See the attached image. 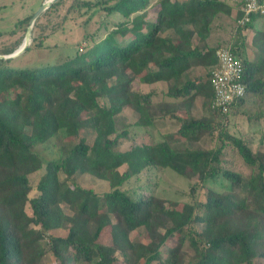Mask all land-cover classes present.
Returning a JSON list of instances; mask_svg holds the SVG:
<instances>
[{"label":"trees","instance_id":"1","mask_svg":"<svg viewBox=\"0 0 264 264\" xmlns=\"http://www.w3.org/2000/svg\"><path fill=\"white\" fill-rule=\"evenodd\" d=\"M245 1L234 35L243 40V28L254 27L258 50L249 59L239 42L226 46L242 61L246 85L227 111L213 105L210 73L223 47L215 21L230 12L228 0H99L95 7L123 18L103 37L86 32L87 44L62 62L14 68L10 58H0V81L12 91L0 98V264H45L49 254L55 264H120V257L127 264H264V149L254 150L224 127L249 96H264V28L255 27L264 14L253 12L242 24ZM196 68L208 71L198 75ZM136 78L167 87L158 98L155 89L134 91ZM198 99L201 116L192 112ZM128 104L137 108L139 126L175 121L177 138L163 133L139 143L120 117ZM83 130L94 132L92 141L62 144L51 159L34 150L60 133L77 138ZM205 137L217 142L205 146ZM228 145L248 173L224 162ZM167 168L180 175L198 171L180 208L124 186ZM37 171L30 195V175ZM85 175L107 182L108 189L84 185ZM107 227L106 243L100 237ZM138 229L147 241L131 239Z\"/></svg>","mask_w":264,"mask_h":264},{"label":"rangeland","instance_id":"2","mask_svg":"<svg viewBox=\"0 0 264 264\" xmlns=\"http://www.w3.org/2000/svg\"><path fill=\"white\" fill-rule=\"evenodd\" d=\"M45 0H0V54L12 50L15 51L23 45L27 30L30 26L29 20L35 12L41 7ZM99 0H56L52 2L31 24V38L29 45L20 54L10 58V65L14 68L44 67L62 62L68 55H72L82 46L87 44L84 36L86 32L94 33L96 37H103L108 30L113 28V24L121 21L122 15L117 13L106 14L100 6L95 7ZM245 0H228L232 5L228 14H220L215 21V25L220 28L215 33V37L222 40V46H231L237 43V48L242 55L253 59L257 53V47L254 45V36L257 29L254 27H244L242 30L243 40L238 41L237 35H234L236 27V16L239 8ZM85 3L91 4L90 7ZM152 9L148 10L147 19H153ZM262 25V24H261ZM259 26L264 28V25ZM258 22L256 23V28ZM234 35V36H233ZM11 52V53H12ZM243 57V56H242ZM208 68H196V74L205 75ZM0 98H6L12 95L3 82L0 81ZM167 86L165 83H142L136 78L131 85L134 91L142 90L150 92L155 89L158 97ZM158 93V94H157ZM100 102L105 103V98H99ZM264 111V96H249L244 105L240 106L237 112H232L226 118L224 127L230 132L243 137L251 147L264 149V118L255 119L257 114ZM185 114L184 109H180ZM195 116H201L204 111L201 106V100H197L192 109ZM120 117L128 126L131 134L134 135L139 143H150L159 140L163 133L170 138H177L178 124L170 119L160 121L155 126L142 127L136 124L139 117L137 108L128 104L120 112ZM94 132L81 131L78 137L64 136L61 133L46 143L37 145V152L44 161L58 155L60 146L67 144L70 146L78 140L87 139L92 141ZM217 138L209 139L205 137L202 144L213 146ZM129 142L122 145V149L128 148ZM224 162L231 167L248 173L249 167L244 163L237 150L231 145L226 148L223 156ZM124 166L120 167L123 170ZM41 171L30 175L33 189L30 195L34 194L35 185L41 175ZM61 177L65 175L61 172ZM86 186H92L98 192L108 189L107 182L96 179L90 175L80 178ZM198 180V171L188 168L183 175L178 174L170 168L162 170H153V172L144 173L139 177L132 178L124 186L126 188L136 187L140 191H150L165 198L166 205L169 207L180 208L188 198L189 185ZM67 213H71L66 204L62 205ZM131 239L148 240L143 229L134 230L130 234ZM100 240L110 242V228L103 230ZM176 239H171L174 243ZM120 264H127L123 257H120ZM45 264H55L54 257L49 254Z\"/></svg>","mask_w":264,"mask_h":264},{"label":"built area","instance_id":"3","mask_svg":"<svg viewBox=\"0 0 264 264\" xmlns=\"http://www.w3.org/2000/svg\"><path fill=\"white\" fill-rule=\"evenodd\" d=\"M240 19L242 24L250 20L253 12L264 14V0H246ZM217 63L211 69L210 82L214 90L213 105L227 111L231 102L245 95L246 85L241 80L242 61L227 47L216 50Z\"/></svg>","mask_w":264,"mask_h":264},{"label":"water","instance_id":"4","mask_svg":"<svg viewBox=\"0 0 264 264\" xmlns=\"http://www.w3.org/2000/svg\"><path fill=\"white\" fill-rule=\"evenodd\" d=\"M56 0H45L41 7L35 12V14L30 18L29 23L30 26L27 30L26 33V38L25 41L23 43V45H21L19 48H17L15 51H13L12 53L9 54H0V58H11L14 57L18 54H20L21 52H23L27 46L29 45V40L31 38V24L35 21V19L41 14L42 11H44L52 2H54Z\"/></svg>","mask_w":264,"mask_h":264},{"label":"crops","instance_id":"5","mask_svg":"<svg viewBox=\"0 0 264 264\" xmlns=\"http://www.w3.org/2000/svg\"><path fill=\"white\" fill-rule=\"evenodd\" d=\"M261 24L264 25V18L261 19L260 21H258V27H259ZM262 25H261V26H262ZM255 27H256V26H255ZM259 28H260V27H259ZM198 100H199V99H198Z\"/></svg>","mask_w":264,"mask_h":264}]
</instances>
